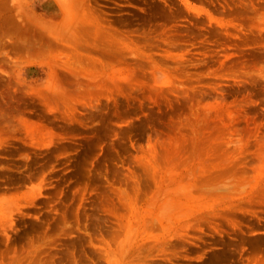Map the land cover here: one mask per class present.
Wrapping results in <instances>:
<instances>
[{"label": "rangeland", "instance_id": "1", "mask_svg": "<svg viewBox=\"0 0 264 264\" xmlns=\"http://www.w3.org/2000/svg\"><path fill=\"white\" fill-rule=\"evenodd\" d=\"M59 1L0 0V264H264V0Z\"/></svg>", "mask_w": 264, "mask_h": 264}, {"label": "bare ground", "instance_id": "2", "mask_svg": "<svg viewBox=\"0 0 264 264\" xmlns=\"http://www.w3.org/2000/svg\"><path fill=\"white\" fill-rule=\"evenodd\" d=\"M56 1H57V0H56ZM58 1H59V0H58ZM63 1H64V0H61V4H60V5H62V6H64V3H65V2H63ZM70 1H71V0H70ZM66 2H67V1H66ZM57 3H58V2H57ZM59 3H60V1H59ZM59 3H58V4H59ZM71 3H72V1H71ZM74 4L76 5V3H74ZM74 4H72V5H73V8H75V7H74ZM66 5H67V4H66ZM66 5L64 6V9H65V10H69L70 5H69V7H67ZM88 5H89V4H88ZM88 5L86 4V1H84V0L81 2V8H80V9H83V10H84V11L81 10L82 12H80L82 16L85 14L86 10L89 9V8H88V7H89ZM77 6H78V4H77ZM87 6H88V7H87ZM62 9H63V7H62ZM80 9H79V11H80ZM89 10H90V9H89ZM91 10H92V9H91ZM91 10H90V11H91ZM76 12H78V11H76ZM80 13H78L79 16H80ZM83 13H84V14H83ZM76 14H77V13H76ZM92 14H93V11H92ZM73 15H75V14H73ZM78 15L75 16L76 19L78 18ZM87 15H88V11H87ZM87 15H86V19H88V20L85 19L87 22L84 20V17H85V16L82 17L83 19H82L81 17H79V20H80V18H81V20H80L81 23H82L81 25H83V22H82L83 20L88 24L89 19L92 18V17H90V15L87 17ZM91 16H94V15H91ZM63 18H64V17H63ZM66 18H67V17H66ZM66 18H65V19H66ZM73 18H74V17H71V16L69 15V20H70V21H73ZM95 18H97V17H95ZM93 19H94V18H93ZM90 20H91V19H90ZM74 21H75V20H74ZM80 21H79V22H80ZM91 21H92V20H91ZM91 21H89V22L91 23ZM95 21H97V23H99V20H98V19H96ZM79 22H78V23H79ZM71 23H72V22H71ZM94 23H95V22H94ZM97 23H96V24H97ZM84 24H85V23H84ZM87 24H86V25H87ZM65 25H66V24H65ZM77 25H78V24H77ZM91 25H93V24L91 23ZM98 25H99V24H97V26H96V25H95V26L98 27ZM78 26L81 27L80 24H79ZM89 26H90V25H89ZM99 26H101V24H100ZM62 27H65V26H62ZM87 27H88V26H87ZM90 27H92V26H90ZM90 27H89V30H90ZM96 27H92L93 29H92V28H91V29H92L93 31H95L94 28L97 29ZM102 27H103V26H102ZM60 28H61V26H60ZM83 28H85V26H84ZM100 28H101V27H100ZM100 28H99V29H100ZM61 29L64 30V28H61ZM99 29H98V30H99ZM104 29H105V28H104ZM89 30H88V32H89ZM98 30H97V32H99L101 29H100L99 31H98ZM109 30H110V29H109ZM105 31L108 32V34H110V35L113 37V39H114L115 42H119V41H120V40H119L120 38H118L119 36H118L117 32H116V33H115V32H112V31L110 32V31H107V29H106ZM97 32L95 31L94 33L98 35ZM102 32H103V30H102ZM102 32H101V33H102ZM94 33H93V35H94L93 37H94L95 40H96V35H95ZM103 33H104V32H103ZM99 35H100V34H99ZM91 36H92V35H90V37H91ZM53 37H54V36H53ZM58 37H59V38H57V39H60V36H58ZM97 37H98V36H97ZM30 39H31V38H29L28 40H30ZM57 39H56V40H57ZM91 39L93 40V38H91ZM22 40L24 41V39H22ZM25 41H27V40L25 39ZM57 41H58V40H57ZM19 42H21V41L18 40L17 43H19ZM76 43H77V42H76ZM78 43H80V42H78ZM92 43H94V42H92ZM23 45H24V44H23ZM24 46H25V45H24ZM24 46H21V48H22V47H23L24 49H25V48H28V47H24ZM26 46H28V45L26 44ZM73 47H77V46L73 45ZM125 47H126V46H125ZM21 48H20V49H21ZM23 48H22L21 50L24 51ZM39 48H40V47H39ZM78 48H79V47H77L76 49H78ZM41 49H42V47H41ZM71 49H72V48H71ZM128 49H129V48H128ZM25 50H26V49H25ZM78 50H79V49H78ZM23 51H22V52H23ZM43 51H44V49H43ZM50 51H51V50H50ZM53 51H54V50H53ZM55 51H56V50H55ZM44 52H45V51H44ZM47 53H48V52H46V54H47ZM50 53H52V51L49 52L48 54H50ZM53 53H54V52H53ZM53 53H52V55L50 54V56L53 57V56L56 55V54L53 55ZM58 55H59V54H58ZM58 55H57V56H58ZM50 56H48V57H50ZM19 57H20V56H19ZM59 57H60V56H59ZM31 58H32V55H30L29 59H31ZM52 59H53V58H52ZM57 60H58V59H57ZM31 61H32V60H31ZM55 74H57V73H55ZM55 76H56V75H55ZM57 77H58V74H57ZM55 78H56V77H55ZM55 78H54V79H55ZM52 81H53V79H52ZM56 81H57V80L55 79V82H56ZM58 81H59V80H58ZM59 82H60V81H59ZM52 83H53V82H52ZM52 83H51V84H52ZM55 84H56V83H55ZM57 84H59V83L57 82ZM53 86H54V85H53ZM51 88H52V87H51ZM59 89H60V88H59ZM217 146H218V145H217ZM217 146H216V147H217ZM218 147H219V146H218ZM218 147H217V148H218ZM210 149H211V147H210ZM214 149H216V148H215V147H212L211 151L214 150ZM214 151H215V150H214ZM216 151H217V150H216ZM216 151H215V152H216ZM201 159H202V158H201ZM206 159H207V158H206ZM222 160H223V159H222ZM202 161H204V160H202ZM205 162L207 163L208 160H207V161L205 160ZM205 162H204V163H205ZM10 262H11V261H10ZM12 262H13V260H12ZM14 262H15V261H14ZM11 264H13V263H11Z\"/></svg>", "mask_w": 264, "mask_h": 264}]
</instances>
